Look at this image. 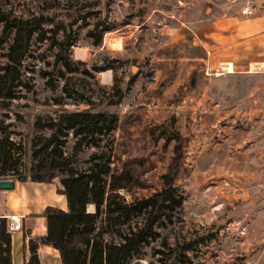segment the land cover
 I'll return each instance as SVG.
<instances>
[{
  "label": "rangeland",
  "instance_id": "1",
  "mask_svg": "<svg viewBox=\"0 0 264 264\" xmlns=\"http://www.w3.org/2000/svg\"><path fill=\"white\" fill-rule=\"evenodd\" d=\"M219 1L0 0L24 18L78 11L69 55L78 71L60 78L51 41L31 43L23 75L32 89L0 110L14 141L29 152L39 115L101 110L118 117L113 167L133 178L121 191L127 201L161 190L162 175L176 165L182 207L163 218L160 237L127 264H264V68L208 71L196 31ZM96 22L110 29L97 44L88 36ZM42 70L50 71L54 88ZM120 91L117 104L106 103ZM164 239L174 250L168 260Z\"/></svg>",
  "mask_w": 264,
  "mask_h": 264
},
{
  "label": "trees",
  "instance_id": "2",
  "mask_svg": "<svg viewBox=\"0 0 264 264\" xmlns=\"http://www.w3.org/2000/svg\"><path fill=\"white\" fill-rule=\"evenodd\" d=\"M77 13L69 12L59 19L44 15L24 18L0 6V110L32 89L23 75L24 59L32 42L51 41L54 62L61 66L60 78L78 71L69 57L70 47L76 43L72 27ZM90 14L89 11L82 17ZM99 25L96 22L88 31L95 44L110 30H99ZM81 72L93 75L87 69ZM40 74L46 84L56 86L50 71L42 70ZM62 91H66V83ZM121 96V91L116 99L111 94L105 98L106 103L117 104ZM56 102L63 103L62 98ZM4 117L0 116V178L36 182L58 178L57 192L64 195L67 203L65 211L53 206L44 209L46 235L29 238L30 255L24 264H40V244L55 248L61 264H127L130 255L143 253V247L160 237L157 227L163 218L181 209L182 197L174 185L176 165L162 175L161 190L151 196L127 201L121 194L133 184V178L128 171L113 167V132L118 123L114 112L84 109L39 115L33 122L29 152L12 139L14 131ZM88 205H93V211L88 210ZM6 224V218H0V264H11V235ZM26 235L24 232V238ZM203 239L199 237L198 242ZM161 244L170 251L167 260L170 259L174 250L166 239ZM187 247L195 249L192 242ZM158 253L163 254L164 250L158 249Z\"/></svg>",
  "mask_w": 264,
  "mask_h": 264
},
{
  "label": "crops",
  "instance_id": "3",
  "mask_svg": "<svg viewBox=\"0 0 264 264\" xmlns=\"http://www.w3.org/2000/svg\"><path fill=\"white\" fill-rule=\"evenodd\" d=\"M196 31V43L205 52V61L216 68L227 64L223 73L244 72L251 66L264 68V0H255L254 11L242 15L240 7H233L230 0H220ZM58 178L52 182H36L14 179V187L0 190V218L16 219L18 228L7 231L11 235V264H24L29 258V238L46 235V219L42 216L47 206L67 210L64 195L59 194ZM93 211V205H88ZM24 232H27L24 238ZM40 264H61L59 252L46 244L37 249Z\"/></svg>",
  "mask_w": 264,
  "mask_h": 264
},
{
  "label": "built area",
  "instance_id": "4",
  "mask_svg": "<svg viewBox=\"0 0 264 264\" xmlns=\"http://www.w3.org/2000/svg\"><path fill=\"white\" fill-rule=\"evenodd\" d=\"M244 1H245L244 4L240 7V13L242 15L252 14L254 11L253 3L255 2V0H244ZM208 71L214 72L215 74L222 73L223 71H228L227 64L225 63L219 64V66L216 68L208 65ZM6 225L9 231H14L18 228V223L16 219H14L13 217L9 219Z\"/></svg>",
  "mask_w": 264,
  "mask_h": 264
},
{
  "label": "water",
  "instance_id": "5",
  "mask_svg": "<svg viewBox=\"0 0 264 264\" xmlns=\"http://www.w3.org/2000/svg\"><path fill=\"white\" fill-rule=\"evenodd\" d=\"M234 1V0H230ZM14 187V179L13 178H0V190H9ZM226 199L229 200L230 197L226 196Z\"/></svg>",
  "mask_w": 264,
  "mask_h": 264
}]
</instances>
